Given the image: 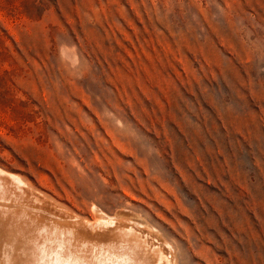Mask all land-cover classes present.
I'll use <instances>...</instances> for the list:
<instances>
[{
    "label": "rangeland",
    "instance_id": "rangeland-1",
    "mask_svg": "<svg viewBox=\"0 0 264 264\" xmlns=\"http://www.w3.org/2000/svg\"><path fill=\"white\" fill-rule=\"evenodd\" d=\"M0 168L178 264H264V0H0Z\"/></svg>",
    "mask_w": 264,
    "mask_h": 264
},
{
    "label": "bare ground",
    "instance_id": "bare-ground-1",
    "mask_svg": "<svg viewBox=\"0 0 264 264\" xmlns=\"http://www.w3.org/2000/svg\"><path fill=\"white\" fill-rule=\"evenodd\" d=\"M12 174L0 168V264H178L150 229L99 209L92 220L67 213ZM25 186L33 196L22 201Z\"/></svg>",
    "mask_w": 264,
    "mask_h": 264
}]
</instances>
